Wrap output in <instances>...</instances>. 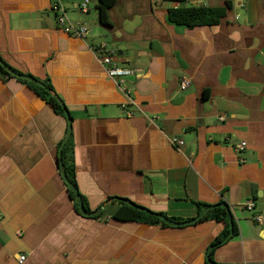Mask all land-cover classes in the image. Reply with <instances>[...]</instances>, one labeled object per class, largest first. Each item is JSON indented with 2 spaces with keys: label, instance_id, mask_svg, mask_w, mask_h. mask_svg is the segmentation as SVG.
<instances>
[{
  "label": "crops",
  "instance_id": "0c3cea01",
  "mask_svg": "<svg viewBox=\"0 0 264 264\" xmlns=\"http://www.w3.org/2000/svg\"><path fill=\"white\" fill-rule=\"evenodd\" d=\"M52 1L0 0V57L66 105L86 212L103 208L83 215L63 179L67 118L0 68V264H20L21 254L23 264H208L226 227L117 220L118 198L183 220L200 203H227L238 232L214 261L264 264V0H116L108 25L97 0L88 13L63 0L69 18L91 28L85 40L56 24ZM190 5L226 13L214 25L169 21L170 8ZM99 42L121 66L142 69L127 79L129 98L89 49ZM184 76L192 83L182 91ZM249 199L253 210L240 206Z\"/></svg>",
  "mask_w": 264,
  "mask_h": 264
},
{
  "label": "trees",
  "instance_id": "16d2710c",
  "mask_svg": "<svg viewBox=\"0 0 264 264\" xmlns=\"http://www.w3.org/2000/svg\"><path fill=\"white\" fill-rule=\"evenodd\" d=\"M116 0H97L96 8L99 13V20L102 24L108 25L109 24V16L108 11L113 6ZM168 1H181V0H168ZM226 10L224 7H209V6H202V5H190L178 8H170L168 10V19L169 21L178 24V25H185L188 27H195L198 25H214L218 24L220 20L225 16ZM0 68L2 71L8 75V73L1 65ZM13 72H17L15 69L9 67ZM18 73V72H17ZM21 81L28 82L36 92H38L48 103H50L55 111L63 116L65 115V108L66 105L61 104L60 101L53 96L49 91L41 87L40 85L28 81L26 79L19 78ZM47 86L52 90V87L49 83ZM53 91V90H52ZM61 145V143H60ZM59 145V147H60ZM61 163L59 161L60 171L62 174H65L69 183H71L76 189L79 190L77 179H76V166L74 162V154H73V135L72 132L65 142L62 151H61ZM68 186V185H67ZM69 188V187H68ZM71 195L75 198V193L73 190L69 188ZM80 193V191H79ZM84 204L85 211H91L88 201L84 195L80 193ZM120 206L116 210L113 215V218L117 220L123 221H136V222H145L150 224H161L163 226H171L169 223L165 222L161 217L168 218L169 220L181 223V222H188L192 219L183 220L179 217H169L167 214L163 212H154L151 211L143 206H140L136 203H127L124 202L123 199L118 198ZM200 212L201 213L205 208L210 206L209 204H199ZM102 213V210L97 209L94 213V216L98 217ZM229 213L226 208L216 206L210 209L199 221L213 219L217 221H223L226 223V227L223 232L218 235L215 240L212 242L211 246L213 249L209 254V258L211 262H215L213 259L214 250L224 243L225 238L228 237L230 233V225L228 223ZM238 232V228L236 223L233 221V234L229 237L236 235ZM216 263V262H215ZM211 264V263H208ZM216 264H238V263H216Z\"/></svg>",
  "mask_w": 264,
  "mask_h": 264
},
{
  "label": "built area",
  "instance_id": "2783aa9c",
  "mask_svg": "<svg viewBox=\"0 0 264 264\" xmlns=\"http://www.w3.org/2000/svg\"><path fill=\"white\" fill-rule=\"evenodd\" d=\"M91 3L92 0H80V3L78 4L79 11L82 13H88L91 9ZM50 9L54 15L56 24L67 34L83 40H85V38L91 34V28L86 23H75L69 18L63 0H53ZM88 47L96 57L97 61L105 67L108 76L118 85L125 96L129 98L132 89L127 83V79L131 76L139 78L142 74V69L121 66L118 61L117 53L112 48L108 47L107 43L105 42L88 45ZM191 83L192 78L190 76L182 77L180 82V90L185 91L191 85ZM219 120H224V117H219ZM171 142L176 148H181V146L184 144V141L179 138H172ZM233 148L239 153L245 149V144L244 142H239L234 145ZM246 162V159H240L241 164ZM240 206L248 210H253L255 208V203L253 200L249 199L241 203ZM254 220L258 223H262L263 217L261 215H255ZM26 259L27 255L21 254L19 256L18 262L23 264L25 263Z\"/></svg>",
  "mask_w": 264,
  "mask_h": 264
},
{
  "label": "water",
  "instance_id": "95a60500",
  "mask_svg": "<svg viewBox=\"0 0 264 264\" xmlns=\"http://www.w3.org/2000/svg\"><path fill=\"white\" fill-rule=\"evenodd\" d=\"M0 65L8 72L10 73L11 75H14L16 77H19V78H22V79H26V80H29V81H32L38 85H40L41 87H43L44 89H46L47 91H49L53 96H55L61 104L64 105L63 101L59 98L58 95H56L44 82H42L41 80H38L36 79L35 77H32V76H28V75H22V74H18L16 72H13L9 66L1 59L0 57ZM65 115H66V118H67V122H68V128H67V132H66V135L64 137V139L62 140L61 142V145L58 149V158H59V161L61 163V151H62V148L65 144V142L67 141V139L69 138L70 134H71V131H72V117L70 115V112L67 108H65ZM63 176V179L64 181L66 182V184L68 185V187L73 190V192L75 193V199L77 201V206H78V209L79 211L83 214V215H89V216H93L94 215V212H91V213H87L85 210H84V204H83V201H82V198L80 196V193H79V190L76 189L71 183L68 182L65 174H62ZM114 198H117V197H114ZM124 202H127V203H131V201L127 200V199H123ZM216 206H220V207H223V208H226L228 210V213H229V218H228V223L230 225V233L228 235L227 238H225L224 242H226L229 237L233 234V215H232V211L230 209V206L227 204V203H218V204H215V205H210L208 206L207 208H205L201 213H199L195 218H193L192 220L188 221V222H181V223H176V222H173L171 220H169L168 218H165V217H161V219H163L165 222L169 223L170 225L172 226H183V225H186V224H193V223H196L197 221H199L210 209H212L213 207H216ZM103 207L100 208V210L102 209ZM213 249V246H210L208 248V251L206 253V260L208 263H211V264H216L215 262H211L210 258H209V254L211 252V250Z\"/></svg>",
  "mask_w": 264,
  "mask_h": 264
}]
</instances>
